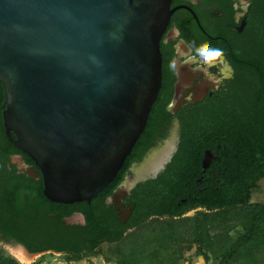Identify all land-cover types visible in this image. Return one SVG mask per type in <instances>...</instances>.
I'll list each match as a JSON object with an SVG mask.
<instances>
[{"label": "water", "instance_id": "water-1", "mask_svg": "<svg viewBox=\"0 0 264 264\" xmlns=\"http://www.w3.org/2000/svg\"><path fill=\"white\" fill-rule=\"evenodd\" d=\"M170 2L0 0L5 133L34 161L28 174L42 177L49 200L91 201L122 168L161 87ZM165 162H143L120 194Z\"/></svg>", "mask_w": 264, "mask_h": 264}, {"label": "trees", "instance_id": "trees-1", "mask_svg": "<svg viewBox=\"0 0 264 264\" xmlns=\"http://www.w3.org/2000/svg\"><path fill=\"white\" fill-rule=\"evenodd\" d=\"M250 38L236 43L240 82L227 96L228 106L215 105L200 129L186 127L179 157L138 195L134 192L135 210L126 222L105 198L132 157L90 202L74 204L86 222L71 227L57 215L71 211L55 209L43 193L42 177H29L11 164V155L21 150L6 137L0 116V240L22 244L30 252H62L67 260L90 254L103 255L112 264H195L187 255L194 249L204 264H264V200H251L264 178V0L253 16ZM206 136L221 139L222 147L211 165L210 191L194 197L187 190L195 170L189 154L204 146ZM138 157L134 152L133 159ZM198 204L205 209L184 215ZM104 242L109 249L102 247ZM0 264L24 263L0 246Z\"/></svg>", "mask_w": 264, "mask_h": 264}, {"label": "flooded vegetation", "instance_id": "flooded-vegetation-1", "mask_svg": "<svg viewBox=\"0 0 264 264\" xmlns=\"http://www.w3.org/2000/svg\"><path fill=\"white\" fill-rule=\"evenodd\" d=\"M258 3L259 0H171L170 18L160 39L161 87L145 130L126 158L132 157L128 159L131 161L122 180L105 198V203L114 208L118 217L132 211L129 219L135 210L134 192L136 191L138 195V191L147 186L145 183L156 179L167 164L175 157H179L176 155L181 152L186 127L194 131L201 128L198 126H205L209 112L215 105L225 101L239 84L240 75L236 68L237 62L235 64L234 61L241 59L236 43L250 38ZM213 49H219L221 56L215 58L209 56V51ZM4 98V89L0 81V116L3 128ZM203 145L193 147L189 154L195 170L193 169L191 176L189 175L187 190L188 194L194 197H206L210 191L214 180L211 165L219 158L218 152L222 147L221 139L210 136L204 138ZM134 152L139 153L136 159H133ZM206 152H210L212 159L204 166ZM163 159L166 160L164 168L155 176L137 182L126 194H120L121 185L136 178L134 170L139 165ZM10 162L20 172L32 177L28 170L35 164L26 153L21 151L12 154ZM21 165L25 167H20ZM32 178L39 179L41 176ZM193 181L195 182L192 183ZM185 200L186 198H183V201ZM55 203V209L58 211H71L63 216L57 212L65 224L71 227L85 225L84 213L74 205L78 202ZM201 209H205V206L198 204L185 210V213ZM54 214L50 213V217ZM53 218L48 221H55Z\"/></svg>", "mask_w": 264, "mask_h": 264}, {"label": "rangeland", "instance_id": "rangeland-1", "mask_svg": "<svg viewBox=\"0 0 264 264\" xmlns=\"http://www.w3.org/2000/svg\"><path fill=\"white\" fill-rule=\"evenodd\" d=\"M252 41H254V39H252ZM228 100H230V98L226 97L225 101L223 100L221 104H224V106L227 107ZM258 185L259 187L252 192V196H251L252 201L264 200V178L258 182ZM196 212L197 211H189L186 212L184 215L191 216L194 215ZM0 246L3 247L6 251H8L10 254L15 256L18 260H20L24 264H112L110 262H107V260L103 255L82 254L83 256L80 260H67L62 252L48 250L45 251L44 253L34 255L33 257L32 256L25 257L21 254V251L18 249L16 244L7 243L0 240ZM102 247L104 249H109V244L104 242L102 244ZM194 253H195L194 249H192L191 251H187V255L193 257L192 260L195 262V264H197L198 261L197 258L199 256H196ZM200 260L203 261L202 257H200Z\"/></svg>", "mask_w": 264, "mask_h": 264}, {"label": "clouds", "instance_id": "clouds-1", "mask_svg": "<svg viewBox=\"0 0 264 264\" xmlns=\"http://www.w3.org/2000/svg\"><path fill=\"white\" fill-rule=\"evenodd\" d=\"M208 55L213 57V58L219 57V56H221V51L219 49H213V50L209 51Z\"/></svg>", "mask_w": 264, "mask_h": 264}, {"label": "bare ground", "instance_id": "bare-ground-1", "mask_svg": "<svg viewBox=\"0 0 264 264\" xmlns=\"http://www.w3.org/2000/svg\"><path fill=\"white\" fill-rule=\"evenodd\" d=\"M17 245V247H18V249L21 251V254L23 255V256H25V257H33L34 255H30V254H28L19 244H16Z\"/></svg>", "mask_w": 264, "mask_h": 264}, {"label": "crops", "instance_id": "crops-1", "mask_svg": "<svg viewBox=\"0 0 264 264\" xmlns=\"http://www.w3.org/2000/svg\"><path fill=\"white\" fill-rule=\"evenodd\" d=\"M202 259H203V258H202ZM197 260H198V261H197V264H204V262L200 260V256L197 258ZM201 262H202V263H201Z\"/></svg>", "mask_w": 264, "mask_h": 264}]
</instances>
